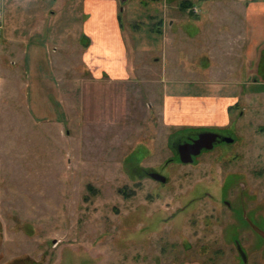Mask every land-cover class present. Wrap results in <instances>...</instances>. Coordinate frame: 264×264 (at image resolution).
Segmentation results:
<instances>
[{
    "label": "rangeland",
    "instance_id": "obj_1",
    "mask_svg": "<svg viewBox=\"0 0 264 264\" xmlns=\"http://www.w3.org/2000/svg\"><path fill=\"white\" fill-rule=\"evenodd\" d=\"M85 1L0 0V264H264V65L227 119L172 123L152 59L91 74Z\"/></svg>",
    "mask_w": 264,
    "mask_h": 264
},
{
    "label": "crops",
    "instance_id": "obj_2",
    "mask_svg": "<svg viewBox=\"0 0 264 264\" xmlns=\"http://www.w3.org/2000/svg\"><path fill=\"white\" fill-rule=\"evenodd\" d=\"M138 1L124 4L129 20L122 25L116 0L85 1L81 30L90 43L83 62L91 74L125 80L134 65L149 58L152 68L159 66L164 115L175 118L172 123L197 125L217 114V119H227L241 93L246 96L253 67L264 53V5L187 0L186 6L184 0H150L144 8ZM134 22L146 23L144 30L132 31ZM238 75L243 78L236 81ZM213 106L217 109L211 115Z\"/></svg>",
    "mask_w": 264,
    "mask_h": 264
},
{
    "label": "water",
    "instance_id": "obj_3",
    "mask_svg": "<svg viewBox=\"0 0 264 264\" xmlns=\"http://www.w3.org/2000/svg\"><path fill=\"white\" fill-rule=\"evenodd\" d=\"M218 137L219 135L215 132L203 131L199 133L198 138L194 139L192 142L180 143L178 146V152L181 161L185 163L192 162L193 156L199 155L202 149L213 148L214 142L217 140ZM231 140L232 139L227 138V141ZM150 177L161 182L166 181V177L156 171L151 172Z\"/></svg>",
    "mask_w": 264,
    "mask_h": 264
},
{
    "label": "trees",
    "instance_id": "obj_4",
    "mask_svg": "<svg viewBox=\"0 0 264 264\" xmlns=\"http://www.w3.org/2000/svg\"><path fill=\"white\" fill-rule=\"evenodd\" d=\"M188 2L189 1H187V0H184V1H182V4H184V5H186V6H188L187 4H188ZM119 19L121 20V25H122V18H121V16H119ZM135 26V30H137V29H140V26H141V24L140 23H137L136 25H134ZM263 54V56H262V58L260 59V60H258V62H257V68L258 69H262V67H263V65H264V53H262ZM257 74V73H256ZM260 80L261 81H264V76H263V80H262V78H260Z\"/></svg>",
    "mask_w": 264,
    "mask_h": 264
},
{
    "label": "flooded vegetation",
    "instance_id": "obj_5",
    "mask_svg": "<svg viewBox=\"0 0 264 264\" xmlns=\"http://www.w3.org/2000/svg\"><path fill=\"white\" fill-rule=\"evenodd\" d=\"M209 131V130H208ZM210 132H214V131H210ZM201 133V132H200ZM215 133H217V132H215ZM218 135H219V137L217 138V140L214 142V146L216 145V144H218L220 141H222V138H223V135L222 134H220V133H217ZM199 135V134H198ZM196 138H198V136L197 137H194L192 140H190V141H187V142H192L194 139H196ZM178 146H179V144H178ZM178 146H177V149H178ZM205 150H207L206 148H204V149H202V151H201V153L202 152H204ZM200 153V154H201ZM199 154V155H200ZM193 157H196V156H193ZM194 159V158H193Z\"/></svg>",
    "mask_w": 264,
    "mask_h": 264
}]
</instances>
